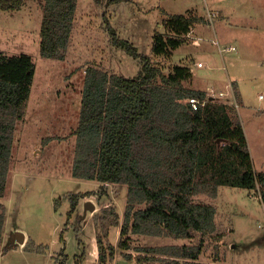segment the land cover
<instances>
[{
	"label": "rangeland",
	"instance_id": "1",
	"mask_svg": "<svg viewBox=\"0 0 264 264\" xmlns=\"http://www.w3.org/2000/svg\"><path fill=\"white\" fill-rule=\"evenodd\" d=\"M42 1L24 0L18 10L0 9V52L26 53L35 64L24 116L13 132L8 185L0 197L6 210L0 264H97V239L107 255L109 245L115 248L108 264H171L174 258L140 247L197 243L202 247L197 260L203 264H264L259 188L219 185L216 196L194 195V201L215 206L213 231H196L191 238L130 234L129 249H122L118 243L126 184L101 186L71 175L76 140L72 132L79 121L86 68L98 66L126 77L141 68L137 58L111 43L104 16L118 37L138 52L151 54L155 31L169 33L167 17L189 12L203 21L191 27L195 30L171 55L151 54V59L165 73L174 64L188 66L191 79L185 85L204 90L208 98L211 89L216 93L231 86L237 106L230 100L229 112L242 125L253 169L264 171V0H122L108 6L77 0L68 47L60 60L39 54ZM228 46L235 48L227 51ZM219 47L226 50L220 52ZM198 61L202 67L196 66ZM75 193L88 194L69 211L70 194ZM85 201L94 208L84 209ZM108 208L119 215L116 225ZM14 230L26 234V240L7 248ZM93 243L96 258L90 256Z\"/></svg>",
	"mask_w": 264,
	"mask_h": 264
},
{
	"label": "trees",
	"instance_id": "2",
	"mask_svg": "<svg viewBox=\"0 0 264 264\" xmlns=\"http://www.w3.org/2000/svg\"><path fill=\"white\" fill-rule=\"evenodd\" d=\"M23 1L0 0V9L18 10ZM76 1L41 2L40 55L64 58ZM93 1L108 6L122 0ZM201 21L190 12L169 15L164 22L169 33L155 31L151 54L167 56ZM104 24L111 43L137 58L141 68L134 77L112 74L98 66L86 68L79 121L72 132L76 140L71 175L95 180L101 186L126 184L118 247L129 249L130 234L191 238L196 231H213L215 206L196 202L193 196H216L219 185L259 188L264 207V171L253 169L242 125L229 112L231 105L208 98L204 90L186 86L192 72L188 66L175 64L165 73L151 54L138 52L131 42L118 37L106 16ZM34 70L28 54L0 52V197L8 185L13 132L24 116ZM192 96L205 100L204 105L193 109L188 101ZM85 194H70L69 211ZM5 211L0 202V249ZM105 211L116 225L117 212L112 208ZM97 245L101 251L97 264H108L115 248L109 245L107 255L100 239ZM201 248L197 243L140 247L139 251L170 256L174 258L171 264H203L197 260ZM179 258L183 259L181 263Z\"/></svg>",
	"mask_w": 264,
	"mask_h": 264
},
{
	"label": "built area",
	"instance_id": "3",
	"mask_svg": "<svg viewBox=\"0 0 264 264\" xmlns=\"http://www.w3.org/2000/svg\"><path fill=\"white\" fill-rule=\"evenodd\" d=\"M191 30V29H190ZM189 32H191V31H189ZM188 32V33H189ZM197 41H199V40H195V42H197ZM234 46H228V48H227V50L229 49V50H234ZM223 50H226L225 48H222V49H220L219 51L221 52V51H223ZM196 66L197 67H202L203 66V63L201 62V61H198L197 63H196ZM208 96L209 97H214L215 99H216V101L217 102H219V103H223V104H229V102H230V100L234 103V106H237V102L235 101V99H234V95H233V90H232V88H231V86L229 87V90L227 89V90H225V91H223V90H220V91H218V92H213V90L211 89L210 90V93L208 94ZM220 99H224L223 101H218V100H220ZM234 100V101H233ZM189 103H190V105H191V107L193 108V109H197V107L200 105V106H202V105H204V103H205V100H202V101H200L197 97H195V96H192L191 98H189Z\"/></svg>",
	"mask_w": 264,
	"mask_h": 264
},
{
	"label": "water",
	"instance_id": "4",
	"mask_svg": "<svg viewBox=\"0 0 264 264\" xmlns=\"http://www.w3.org/2000/svg\"><path fill=\"white\" fill-rule=\"evenodd\" d=\"M87 207H89V209L92 210L94 208V205L91 203V201H85L84 209ZM24 239H25V235L23 232L19 230L12 231L10 235V241H9V244L7 245V248H9L11 244H13L15 241L18 243H22Z\"/></svg>",
	"mask_w": 264,
	"mask_h": 264
},
{
	"label": "crops",
	"instance_id": "5",
	"mask_svg": "<svg viewBox=\"0 0 264 264\" xmlns=\"http://www.w3.org/2000/svg\"><path fill=\"white\" fill-rule=\"evenodd\" d=\"M191 29H192V28H191ZM192 30H195V29H192ZM201 39H202V37H199L198 40H201ZM180 46H181V45H180ZM178 47H179V46H178ZM222 48H223V47H219V50L222 49ZM174 49H176V48H174ZM174 49H172V51H173ZM228 50H229V49H228ZM228 50H227V51H228ZM172 51H171V54H172ZM223 51H224V50H223ZM221 52H222V51H221ZM169 54H170V53H169ZM171 54H170V55H171ZM170 55H169V56H170ZM174 65H175V64H174ZM180 65H184V64H181V63H180ZM193 88H194V87H193ZM197 89H199V88H197ZM201 90H202V89H201ZM206 90H207V89H206ZM219 91H220V90H219ZM25 235H26V234H25ZM25 240H26V236H25L24 241H25ZM90 256L93 257V258H96V257H97V255H96V253H95V249H94V251L91 253ZM0 257H1V256H0Z\"/></svg>",
	"mask_w": 264,
	"mask_h": 264
},
{
	"label": "bare ground",
	"instance_id": "6",
	"mask_svg": "<svg viewBox=\"0 0 264 264\" xmlns=\"http://www.w3.org/2000/svg\"><path fill=\"white\" fill-rule=\"evenodd\" d=\"M92 247H93L95 250H97L96 247L94 246V243H93Z\"/></svg>",
	"mask_w": 264,
	"mask_h": 264
}]
</instances>
